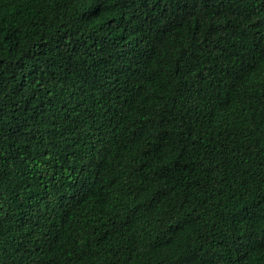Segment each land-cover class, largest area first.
<instances>
[{"label":"trees","instance_id":"16d2710c","mask_svg":"<svg viewBox=\"0 0 264 264\" xmlns=\"http://www.w3.org/2000/svg\"><path fill=\"white\" fill-rule=\"evenodd\" d=\"M0 264H264V0H0Z\"/></svg>","mask_w":264,"mask_h":264}]
</instances>
